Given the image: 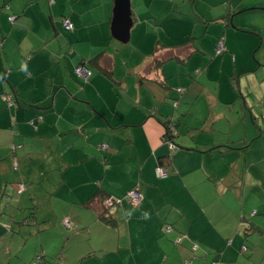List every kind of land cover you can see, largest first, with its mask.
Wrapping results in <instances>:
<instances>
[{
  "label": "crops",
  "instance_id": "crops-1",
  "mask_svg": "<svg viewBox=\"0 0 264 264\" xmlns=\"http://www.w3.org/2000/svg\"><path fill=\"white\" fill-rule=\"evenodd\" d=\"M115 2L0 0V96L13 100L0 99V264H33L48 232L49 244L63 242L57 257L49 246V264H264V126L254 117L264 116V15L234 19L263 5L129 0L122 43ZM81 62L86 84L73 74ZM46 149L70 156L50 193L49 177L43 191L29 185ZM13 162L19 174L7 173ZM159 165L169 177L156 178ZM133 188L137 206L125 199ZM55 194L61 213L46 204ZM27 212L35 228L17 222ZM50 216L61 234L40 226Z\"/></svg>",
  "mask_w": 264,
  "mask_h": 264
},
{
  "label": "rangeland",
  "instance_id": "rangeland-1",
  "mask_svg": "<svg viewBox=\"0 0 264 264\" xmlns=\"http://www.w3.org/2000/svg\"><path fill=\"white\" fill-rule=\"evenodd\" d=\"M259 2H260V4L261 5H263V7H264V0H259ZM246 3H248L247 1H245L244 2V4H246ZM264 9V8H263ZM259 10V11H255V12H249V13H256V14H259V15H254V16H248V15H245V14H247L248 12H245V13H236L235 14V17H234V19L236 18V20H235V22L237 21V18L238 17H241L242 16V18L244 19V22H245V24H248V23H250L252 20H253V18H263V16H260V15H264V10ZM262 22H264V20H260L259 21V23L261 24V25H264V24H262ZM250 27V26H249ZM173 31V30H172ZM259 33H264V29L263 30H260L259 29ZM263 37V39H264V36H262ZM215 46V45H214ZM262 49V51H264V47H262L261 48ZM260 53V50H257L256 52H255V55L256 54H259ZM214 54H215V52H214ZM216 55V54H215ZM255 63H256V65H259V67H257L256 68V71H259V72H261V70H264V60H260V62H256L255 61ZM227 80H228V82H229V85L234 89V90H236V93H238V90L237 89H235L234 88V86H236V84L235 83H233V82H236V79H235V77L234 76H232V75H227L226 74V76H224ZM240 77H242L243 78V76H240ZM216 82H217V80H215ZM222 83H224V80H222ZM234 85V86H233ZM223 90H224V88H223ZM224 92V91H223ZM261 116H262V114H257L256 116H254V117H256V121H257V123L259 124V123H262V125L264 126V119L263 118H261ZM261 120H263V121H261ZM37 150H39V148H37ZM48 151V152H47ZM44 152H47V153H45V154H43V155H37L36 157H35V159H34V164H35V166L36 167H40V168H42V169H44L43 170V172L41 173V174H39V176L38 175H36L35 176V178H34V180H32V181H30V183H29V185H32V184H36V185H38V189H40V191H43L45 188V186H46V183H47V181H48V177H49V182H48V185L50 184V183H53L52 185H51V189L52 190H49V193L50 192H52L53 190H54V187H56V186H59L60 185V178H58V172H59V170L61 169V165H62V163H65V162H69L70 161V159H69V155L68 154H66V153H63L62 151H61V149H57V150H54L53 152H50L48 149H46ZM50 153H52V154H50ZM109 153V152H108ZM108 153H104V154H108ZM108 156H110L109 154H108ZM64 159V160H63ZM12 160V159H11ZM14 163V162H13ZM46 165H47V167H49V168H46ZM11 166H12V168H13V170H9V171H7V173L8 174H12V172L13 173H18L19 174V172H20V168H17L16 167V165H14V164H11ZM38 167V168H39ZM156 176V175H155ZM170 175H168L167 177H169ZM38 177H40V178H38ZM167 177H164V178H159V177H156L158 180H160V179H165V178H167ZM26 185L28 186V184H19L18 185V188H16V192L17 191H19L18 189L20 188V186H23V191L25 190L26 191ZM25 186V187H24ZM49 188V189H50ZM133 189H136V188H133ZM132 190V189H131ZM23 191H21V192H23ZM24 191V192H25ZM130 191V190H129ZM15 193V192H14ZM15 195V194H14ZM49 195H52V194H49ZM6 199V198H5ZM58 199V200H57ZM105 201H106V199H105ZM105 201H104V203H103V206H104V208L105 209H111V208H113V206L114 205H117V204H114V205H107L106 203H105ZM61 202V200H60V194L58 195V194H55L54 196H52V200H51V202H49V203H46L47 204V206H48V208H55L56 209V211H58V213H61V204L58 206V204ZM2 204H5V202H2ZM122 204V203H121ZM121 204H119L118 206L119 207H121ZM47 212V214L49 215V210L48 211H46ZM29 214H30V212H27V214H22L21 215V217H20V220H18L17 222H19V221H21L22 219H24V224H22V227H23V229H25V228H35L36 226L34 225V223L32 222V220L31 219H29V218H27L28 216H29ZM57 215V214H56ZM18 219V218H17ZM50 219V220H49ZM48 220H47V222H44V223H40V226H44L45 225V227H47V229H48V231H49V226L50 225H52L53 227V229H51V231H54V233L56 234V235H59V234H61V232L63 231L62 230V228H61V226H63L62 225V223H60V220L62 219H60V218H56V216H50V218H49ZM38 224H39V222H37ZM37 224V225H38ZM14 227H16V225L14 226ZM240 237L241 238H245L246 237V234L245 233H242V234H240ZM62 237L61 236H58V237H56L55 238V241H53V242H51L50 244H49V232L47 233V235L44 237V238H42L43 239V242L44 243H42L41 244V246H40V243H38V242H36V245H35V248L36 249H39L38 251H40V248L42 249L40 252H38V256H37V258L35 257V262L33 263V264H40V262L42 263V264H49V246L50 245H53V247L54 248H52V250H53V253H54V255L55 256H53V257H57L56 256V252L57 251H60L61 250V246H62V239H61ZM33 242V241H32ZM31 242V243H32ZM57 245H58V247H57ZM39 246H40V248H39ZM243 250H244V248H243ZM44 252L46 253V257H45V261L47 262H44L43 260H44ZM51 257V256H50ZM53 257H51V258H53ZM55 259V258H54Z\"/></svg>",
  "mask_w": 264,
  "mask_h": 264
},
{
  "label": "built area",
  "instance_id": "built-area-1",
  "mask_svg": "<svg viewBox=\"0 0 264 264\" xmlns=\"http://www.w3.org/2000/svg\"><path fill=\"white\" fill-rule=\"evenodd\" d=\"M10 21H13V18L9 19ZM62 27L65 31H71L73 29L71 23L69 22V20L64 19L62 21ZM214 52L216 55H220L224 52V42L223 39H219L214 47ZM73 74L75 75L76 78H78L79 80H82L84 82H87L89 77L91 76V71L88 70L87 68H85L84 66L78 65L73 69ZM1 100L4 102H7L9 105L11 104V99L6 96L3 95L1 96ZM174 106H176V104H174ZM264 119V116L262 117ZM171 119L169 118L167 121V130H166V136L164 137V142L166 144L169 145V149L172 150V141L170 140V138L175 135V130L173 128V126L171 125ZM107 149V145L103 144L102 146H100V150L104 151ZM14 165H16V162L13 163ZM155 175L156 177L159 178H164L167 177L168 175H170V168L168 166L165 165H159L155 168ZM19 191H23V186H20ZM125 199L127 200V202L133 206H137L139 205L142 200H143V196L142 194L138 191V189H132L130 191L127 192ZM105 203L107 205H114V204H121V200L120 199H113V198H107ZM64 225L66 227H71V224L69 222V220L65 219L64 220Z\"/></svg>",
  "mask_w": 264,
  "mask_h": 264
},
{
  "label": "water",
  "instance_id": "water-1",
  "mask_svg": "<svg viewBox=\"0 0 264 264\" xmlns=\"http://www.w3.org/2000/svg\"><path fill=\"white\" fill-rule=\"evenodd\" d=\"M131 25L129 0H116L112 23L115 39L125 43ZM127 37V38H126Z\"/></svg>",
  "mask_w": 264,
  "mask_h": 264
},
{
  "label": "trees",
  "instance_id": "trees-1",
  "mask_svg": "<svg viewBox=\"0 0 264 264\" xmlns=\"http://www.w3.org/2000/svg\"><path fill=\"white\" fill-rule=\"evenodd\" d=\"M10 18H13V19H14V17H9V18H8V21H10V20H9ZM10 22H13V21H10ZM80 65H81V66H84V67L87 68L88 70H91L89 67H87V66H86L84 63H82V62L80 63ZM91 73H92V72H91ZM90 77H91V76H90ZM90 77H89V79H90ZM89 79H88L87 82H84V81H82V80H81V82H83V83L86 84V83L89 82ZM0 99H1V96H0ZM10 99H11V103H13V102H12V101H13L12 98H10ZM3 102H4V101H3ZM4 103H6L7 105H9L7 102H4ZM262 117H263V116H262ZM165 126H167V122L165 123ZM165 136H166V134H165ZM165 136H164V137H165ZM170 174H171V172H170ZM102 198H103V197H102ZM105 199H107V198L104 197L103 200H102V203H104ZM103 217H104L103 214H101V218H102V220H104V221L107 222V223H111V222H110V219H108V218H103Z\"/></svg>",
  "mask_w": 264,
  "mask_h": 264
}]
</instances>
